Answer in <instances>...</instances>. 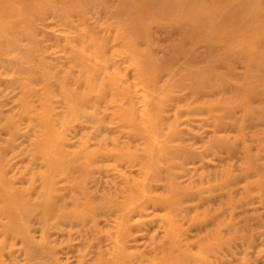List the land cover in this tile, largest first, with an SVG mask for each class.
<instances>
[{"label": "rangeland", "instance_id": "obj_1", "mask_svg": "<svg viewBox=\"0 0 264 264\" xmlns=\"http://www.w3.org/2000/svg\"><path fill=\"white\" fill-rule=\"evenodd\" d=\"M0 179L25 198L0 264L97 258L138 215L192 221L198 264H264V0H0Z\"/></svg>", "mask_w": 264, "mask_h": 264}, {"label": "bare ground", "instance_id": "obj_2", "mask_svg": "<svg viewBox=\"0 0 264 264\" xmlns=\"http://www.w3.org/2000/svg\"><path fill=\"white\" fill-rule=\"evenodd\" d=\"M16 134L15 130L12 131L10 134L11 138H15ZM0 184L7 190V194L1 192V201L2 199L6 201L25 199L23 193H17V190L11 189V186L16 184L15 180L0 179ZM1 212L3 216L5 214V218L9 221V224L15 222V218L11 211H7V209L4 208ZM141 218L142 217L139 215L137 217L126 216L122 217L119 221H112V225H116V231L111 232L108 230L105 231L104 238L96 237L95 246H97L96 250L99 252L98 257L92 258L91 256L80 255L79 257L77 256V264H198L201 263L202 259L205 257L212 259V256L208 254L209 252L204 257L200 256L199 251L195 254L191 253L190 248L198 247V243H201L199 240L192 243L188 239H182L187 231L192 230L194 225L192 221L179 220V222H176L173 220L166 221L165 219ZM61 220L72 222L75 224V227L79 226L81 222L78 217L71 218L64 216L61 217ZM6 229L8 230L9 226H7ZM14 230L16 233L15 239H19L20 245L25 247L27 252L30 251L36 254V252H38L37 250H39L38 248H42L43 239H41L42 242H39V245L35 244L36 240L35 236H33L35 231L34 234L30 235L29 231L19 227H15ZM141 231H144L145 234L142 236L134 234ZM90 236L91 235H88L87 239L90 240ZM53 241H51V244L55 243V240ZM102 243L105 244L102 245ZM47 246L48 249L45 247V249H47V255L45 254L44 257L40 256V258L46 263L56 264L55 256L57 253L54 248L51 247L50 242ZM130 250H133V252ZM166 251L177 254L175 256L177 258L176 262H168L167 258L165 259V257L160 255ZM185 251L190 254H185ZM204 252H206V250ZM208 263L211 264V261L206 260L202 264Z\"/></svg>", "mask_w": 264, "mask_h": 264}]
</instances>
